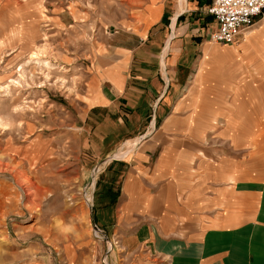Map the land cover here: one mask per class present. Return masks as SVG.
I'll use <instances>...</instances> for the list:
<instances>
[{"label":"crops","instance_id":"obj_1","mask_svg":"<svg viewBox=\"0 0 264 264\" xmlns=\"http://www.w3.org/2000/svg\"><path fill=\"white\" fill-rule=\"evenodd\" d=\"M212 1L147 0L87 76L86 120L121 111L130 128H149L151 114L158 122L133 140L121 162L113 224L121 264H264V233L258 224L245 232L264 220L240 216L255 204L260 212L264 179L242 169L237 157L234 168L211 169L230 155L227 146L254 141L242 129L259 124L244 114L264 113V15L233 42L218 41L206 12ZM213 138L227 144L211 146ZM244 172L251 177L243 180ZM246 240L258 241L254 251L243 252ZM145 244L152 248L143 252Z\"/></svg>","mask_w":264,"mask_h":264},{"label":"rangeland","instance_id":"obj_2","mask_svg":"<svg viewBox=\"0 0 264 264\" xmlns=\"http://www.w3.org/2000/svg\"><path fill=\"white\" fill-rule=\"evenodd\" d=\"M146 2L0 0V264L122 263L120 242L113 237L121 162L133 140L158 122L151 114L149 128H130L129 115L121 111L90 113L86 120L83 93L94 60ZM38 50L52 68L30 59ZM244 117L259 124L242 129L254 141L237 150L227 146L230 155L211 162V169H219V163L222 169L234 168V158H242V169L257 170L253 176L262 181L264 113ZM210 144L227 142L213 138ZM244 173L243 180L251 177ZM260 183L264 188V180ZM254 208L240 216L264 220V201L259 213L257 204ZM235 217L229 210L228 220ZM257 224L264 233L261 221L245 232ZM242 243L243 252L258 245L256 240ZM146 246L151 245H143V252Z\"/></svg>","mask_w":264,"mask_h":264},{"label":"built area","instance_id":"obj_3","mask_svg":"<svg viewBox=\"0 0 264 264\" xmlns=\"http://www.w3.org/2000/svg\"><path fill=\"white\" fill-rule=\"evenodd\" d=\"M207 11L216 21L211 38L233 42L242 28L264 15V0H214ZM94 227L98 229L96 224Z\"/></svg>","mask_w":264,"mask_h":264},{"label":"bare ground","instance_id":"obj_4","mask_svg":"<svg viewBox=\"0 0 264 264\" xmlns=\"http://www.w3.org/2000/svg\"><path fill=\"white\" fill-rule=\"evenodd\" d=\"M42 53V51L41 50H38V51H34L33 53H32V55H31V57H30V59L31 60H34L37 64H39V66H41V67H45V68H48V69H50V68H52V66H53V63L52 62H50L49 60H46V59H44V58H42L41 57V54ZM3 122V120L2 119H0V124ZM131 143L132 142H130L129 144H128V146H131ZM127 152V151H126ZM124 153V149H121V150H119L118 151V153H117V156H120V155H122ZM23 183V182H22ZM29 188V187H28ZM32 194V193H31ZM29 195V194H28Z\"/></svg>","mask_w":264,"mask_h":264}]
</instances>
